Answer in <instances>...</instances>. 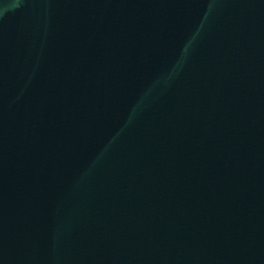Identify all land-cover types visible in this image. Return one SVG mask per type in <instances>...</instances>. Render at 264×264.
Listing matches in <instances>:
<instances>
[{"label":"water","instance_id":"water-1","mask_svg":"<svg viewBox=\"0 0 264 264\" xmlns=\"http://www.w3.org/2000/svg\"><path fill=\"white\" fill-rule=\"evenodd\" d=\"M0 264H264V0H0Z\"/></svg>","mask_w":264,"mask_h":264}]
</instances>
